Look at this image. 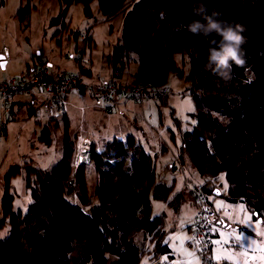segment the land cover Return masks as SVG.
<instances>
[{"label":"trees","instance_id":"obj_1","mask_svg":"<svg viewBox=\"0 0 264 264\" xmlns=\"http://www.w3.org/2000/svg\"><path fill=\"white\" fill-rule=\"evenodd\" d=\"M58 2L59 11L52 24L63 21L74 3L81 4L84 16L92 18L93 2L107 19L121 15V24L115 43L101 56L100 69H106L103 78H92V71L86 66L89 62L83 59L86 49L92 47L87 31L81 45L76 46V57H70L78 71L56 69L63 74H76L81 79H92L86 83H93L99 77L106 83L123 84L130 89L152 82L156 96L141 104L125 101L138 108L153 101L158 125L168 116L173 127L172 139L175 143L177 136L178 144L174 158L157 168L158 161L168 152L166 144L158 143L152 156L130 132L134 127L144 134L138 121L119 120L112 126V137H89L87 149L82 152L83 159L77 161L78 135L70 133L67 112L59 117H48L37 139L50 145L52 130L61 128L57 160L47 168L28 162L23 166L13 165L5 175L0 222H7L9 226L7 236L0 240V264H141L143 259L150 264H167L159 262L164 256L171 257L167 214L160 211L152 215L145 202H161L172 214H178L186 202L194 206L192 192L195 189L205 194L212 208L213 201L222 198L229 203L242 204L254 220H262L264 0ZM194 10H201V14L195 15ZM205 16L244 28L242 34L247 41L241 50L244 63L233 64L227 80L204 67L209 41L178 28L192 19L204 20ZM43 62L49 61L37 60L26 65L25 73ZM132 66L134 70L130 73ZM169 74L187 84L184 93L194 102L195 110L188 115L190 121L185 126L168 102L165 86ZM125 75L129 76L127 83L121 81ZM162 89L166 92L162 93ZM41 95L39 91L30 97L28 117L34 111L31 105ZM88 97L100 105L103 117L110 115L117 102L124 99L116 97L110 103H101L99 99ZM16 114L12 108L10 121L16 120ZM236 133L245 148L234 142L232 137ZM4 135L6 131L0 133V138ZM129 153L135 157L134 170L121 165L122 156ZM175 172L183 175L180 187L175 177L165 178L167 173ZM193 174L201 179L196 185L192 183ZM17 175L22 177L31 199L24 214L12 211L14 195L9 192V181ZM221 175L226 182L224 190L219 181ZM217 221L221 226L225 223L216 214ZM184 228L188 229L189 225ZM211 247L210 243L207 253ZM208 262L209 258L203 257L202 263Z\"/></svg>","mask_w":264,"mask_h":264},{"label":"rangeland","instance_id":"obj_2","mask_svg":"<svg viewBox=\"0 0 264 264\" xmlns=\"http://www.w3.org/2000/svg\"><path fill=\"white\" fill-rule=\"evenodd\" d=\"M59 7L58 0H0V82L19 77L25 68L27 70L26 65L30 66L40 58L42 61L47 59L60 70L76 73L78 66L70 57H76V46L81 45L82 36L86 31L92 38V47L90 50L86 49L83 59L89 62L86 66L91 69L92 78L104 77L100 69L101 56L108 52L119 36L121 15L107 19L97 10L96 2H93L92 18L86 17L82 12L81 4L74 3L69 7L63 21L52 24ZM93 20H95L94 24H92ZM75 33L79 34L74 35ZM130 69L131 73L134 66ZM82 80L90 82L92 79L82 77ZM121 81L127 83L129 76L125 75ZM186 87L187 84L182 79L169 74L165 86L168 90V102L182 126L190 121L188 115L195 110L193 100L184 93ZM41 97L42 95L31 105L34 109L40 105ZM17 100H21L25 105L21 110H15L16 120L7 123L6 135L0 138V204L6 185L5 175L10 166H23L28 162L35 167L47 168L57 160L60 147L61 128L52 130L50 145H45L37 139L40 129L46 123L47 114L44 108H40V119L36 121L32 116H27L29 99L25 96H17ZM67 104L70 133L78 135L77 161H82V152L87 149L89 137L110 138L112 126L116 122L119 120L128 122L132 119L138 121L144 134L134 127H131L130 132L146 152L153 156L158 149V143L166 144L168 152L159 160L160 162L158 161L157 168L174 158L178 138L175 136L174 143L171 135L173 127L168 116L162 125H158L153 101L138 108L127 103L125 99H120L107 117L101 115L100 105L94 99L80 95L76 90L68 93ZM0 112L2 113V108ZM232 138L240 147H246L237 133ZM122 158L123 168L135 169L134 155L129 153ZM172 176L177 179L180 187L183 183V175L177 172L167 173L165 178L169 179ZM191 178L193 185L201 181L195 174ZM219 181L222 184L221 190H224L226 182L222 175ZM193 185L191 184V187ZM9 192L14 195L13 213L18 211L26 213L31 199L22 177L17 175L10 179ZM211 198L212 196L209 197ZM145 206H150L152 215L160 211H165L167 214L166 227L169 230L167 243L171 257L164 256L160 263L166 261L167 264H203L205 255L211 264H264V217L262 220H254L240 203H229L222 198L213 201L217 218L225 220L228 227H222L217 222L212 224L216 237L211 238V251L206 254L190 246V233L184 228L195 214L192 203L183 204L178 214H172L169 208L158 201L147 200ZM8 226L7 222H0V240L7 236ZM141 264L150 263L143 259Z\"/></svg>","mask_w":264,"mask_h":264},{"label":"built area","instance_id":"obj_3","mask_svg":"<svg viewBox=\"0 0 264 264\" xmlns=\"http://www.w3.org/2000/svg\"><path fill=\"white\" fill-rule=\"evenodd\" d=\"M83 62L87 61L83 60ZM101 71L104 73L106 69H101ZM75 90L81 95L99 99L101 103H110L116 97H121L129 103L141 104L156 96L152 82L135 89L127 88L123 84L106 83L99 77L93 83H86L76 74H63L50 62H43L31 67L19 77L0 82V108H2L0 133L5 131L7 123L12 118L11 102L14 97L25 96L30 98L40 91L42 93L41 104L40 107L34 109L32 117L39 120L40 108H44L47 120L48 117H59L67 112L66 96ZM161 92L165 93L166 89H162ZM192 198L195 216L188 223L189 244L192 248L200 249L202 254H206L211 238L216 235L212 228V224L216 220V212L206 202L205 194L199 190H193ZM203 257L206 258L205 255ZM207 264L211 263L208 262Z\"/></svg>","mask_w":264,"mask_h":264},{"label":"clouds","instance_id":"obj_4","mask_svg":"<svg viewBox=\"0 0 264 264\" xmlns=\"http://www.w3.org/2000/svg\"><path fill=\"white\" fill-rule=\"evenodd\" d=\"M194 14L200 15L201 10H194ZM164 18V14L161 13V19ZM178 28L209 41L208 55L204 67L222 79L227 80L230 78L233 64L240 66L244 63L241 50L247 41L242 34L244 32L243 26L236 25L233 27L226 21H219L213 19L212 16H205L204 20L192 19L187 24L179 25Z\"/></svg>","mask_w":264,"mask_h":264},{"label":"crops","instance_id":"obj_5","mask_svg":"<svg viewBox=\"0 0 264 264\" xmlns=\"http://www.w3.org/2000/svg\"><path fill=\"white\" fill-rule=\"evenodd\" d=\"M38 55V54H37ZM39 56V55H38ZM45 60H47V59H45ZM44 60V61H45ZM48 61V60H47ZM38 62H42V60H41V58L38 60ZM32 64H33V62H32ZM25 71H26V68H25ZM25 71H22L23 73H25ZM102 72V71H101ZM28 99H29V101H30V99L31 98H29V97H27ZM37 99V98H36ZM12 104H11V107L13 108V110H21L23 107H24V102H22L21 100H17V97H14L13 99H12V102H11ZM29 103V102H28ZM29 106V105H28ZM27 106V107H28ZM17 112V111H16ZM195 215V214H194ZM194 215L192 216V218L190 219V221L194 218ZM189 221V222H190ZM217 224H218V221H217ZM211 244H212V239H211Z\"/></svg>","mask_w":264,"mask_h":264},{"label":"water","instance_id":"obj_6","mask_svg":"<svg viewBox=\"0 0 264 264\" xmlns=\"http://www.w3.org/2000/svg\"><path fill=\"white\" fill-rule=\"evenodd\" d=\"M224 226H225V223L222 224V227H224Z\"/></svg>","mask_w":264,"mask_h":264}]
</instances>
